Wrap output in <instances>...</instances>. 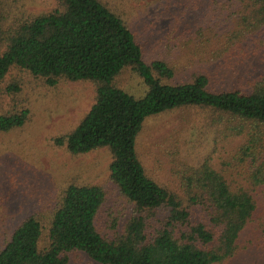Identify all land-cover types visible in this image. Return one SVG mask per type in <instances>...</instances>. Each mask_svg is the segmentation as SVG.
<instances>
[{
    "label": "trees",
    "instance_id": "obj_1",
    "mask_svg": "<svg viewBox=\"0 0 264 264\" xmlns=\"http://www.w3.org/2000/svg\"><path fill=\"white\" fill-rule=\"evenodd\" d=\"M58 2L54 11L4 31L0 0V85L14 69L50 87L95 83L90 111L55 144L75 156L109 150L110 179L136 212L123 232L108 239L97 225L105 189L70 184L59 201L14 229L0 250V264H71L81 254L98 264H230L247 251L264 261V73L249 87L222 89L214 81L223 79L215 78L209 66L190 79L180 75L192 56L224 68L236 53L245 61V39L264 28V0H244L247 13L238 30L210 54L211 38L202 30L177 27V66L169 57L148 60L136 33L102 1ZM126 70L142 80L141 96L116 85ZM6 91L18 93L21 87L14 84ZM186 108L216 111L226 124L225 139L241 142L222 169L211 160L182 166L187 201L151 178L138 152L148 119ZM29 115L28 109L0 115V133L22 128Z\"/></svg>",
    "mask_w": 264,
    "mask_h": 264
},
{
    "label": "rangeland",
    "instance_id": "obj_2",
    "mask_svg": "<svg viewBox=\"0 0 264 264\" xmlns=\"http://www.w3.org/2000/svg\"><path fill=\"white\" fill-rule=\"evenodd\" d=\"M122 16L136 33L148 60L169 57L177 66V27L190 32L202 30L211 38L206 54L219 49L222 39L238 30L244 0H100ZM58 0H2L3 29L16 28L23 21L54 11ZM264 28L253 32L243 46L249 61L235 55L232 64L203 65L200 56L183 64L180 74L193 77L209 66L217 89L237 84L249 87L254 77L264 73ZM263 41V42H262ZM179 56H183L179 54ZM238 58V59H237ZM185 65H188L186 69ZM223 65V66H222ZM229 68V69H226ZM262 68V71H261ZM121 89L141 96L142 80L126 70L115 81ZM17 84L21 92L9 94L8 86ZM93 82H61L50 87L25 71L14 69L0 85V115L28 109L30 117L20 129L0 133V250L14 229L25 219L59 201L70 184L99 185L106 191L97 225L108 239L123 232L135 214L134 205L121 195L110 179L112 157L107 149L86 155L70 154L55 140L75 129L95 103ZM210 109L186 108L148 119L138 138L139 157L147 173L161 186L187 201L182 189L180 170L185 164L200 166L212 161L223 168L224 159L240 148V140L227 141L225 122ZM116 223L117 226H116ZM71 264H98L81 254ZM230 264H264L253 251L241 253Z\"/></svg>",
    "mask_w": 264,
    "mask_h": 264
}]
</instances>
